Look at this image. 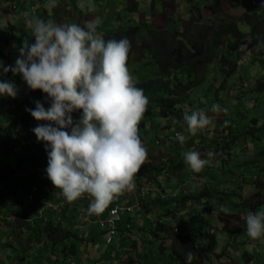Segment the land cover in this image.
<instances>
[{
	"label": "rangeland",
	"instance_id": "1",
	"mask_svg": "<svg viewBox=\"0 0 264 264\" xmlns=\"http://www.w3.org/2000/svg\"><path fill=\"white\" fill-rule=\"evenodd\" d=\"M27 1L26 5L30 4L28 5L30 12H33L30 9L31 6L34 11L39 9L44 15V9L48 8V17H51L52 6L45 7V4L38 0ZM209 1L211 2L209 3L207 0H183L182 3L187 8H185L186 10H178V12H186V16L190 17L192 7L197 4V15L201 13L203 17H209L214 14L215 17L212 19L219 20L218 15L213 12V9L216 8L215 5L218 7L216 0ZM221 1L222 18H227L229 14L239 15L245 11L260 12L264 16V0ZM24 3V0H13L5 6L0 5V62L6 67L15 64L19 55L18 48L22 47L25 40L20 31L14 29V24L17 26L19 24L24 28L26 31L24 35H28V39L32 35L31 30L25 26V17L19 19L17 10L12 9V4L17 7L25 6ZM167 7L163 6V8ZM127 8L150 13L153 4L150 0V2L142 1L141 4L133 6L132 2ZM168 8L172 11L176 6L172 7L171 4V7ZM194 9L195 7L193 12ZM73 19L76 21L75 18ZM175 24L180 25V21L175 19ZM182 25L181 23L180 26ZM239 28L245 31L248 27L240 23ZM102 30L103 28L98 30L97 34L104 38L108 33L104 34ZM105 32H107L106 29ZM195 43L197 44V40ZM224 49L231 50L230 42L227 39ZM251 50L252 53H249L246 59L240 62L236 75H232L228 80H225L224 75L219 71V64L217 62L212 64L209 68L208 80L197 89L198 97L194 96V99L185 101L184 105L187 110L200 108L206 111L212 119V124L207 129L192 136L187 131L184 120L172 123L169 119L157 115L158 113L154 109L150 110L151 113L146 112L140 124L139 134L143 144L148 149V156L154 159L153 165L160 166L161 162L162 167L165 166L164 168L167 170H160L161 176H157V179L151 178L153 179L152 185L156 179L154 193L170 197V194L177 191V179L180 175L182 180L188 179V187L193 185L190 191H199L206 184L209 187L219 189V192H215V190L208 188L213 193L210 202H208L210 208L208 203L205 209L196 206V210L193 209L195 215L186 213V216L183 215L176 220L181 219V223L188 220L189 225L194 227L195 231L192 233L197 235V245L200 246L198 254H196L199 264H264V243L260 240L253 241L247 236L245 220L249 212H255L264 207V125L261 124L264 121V91L256 92L253 89L258 83V79L264 77V42L261 45H253ZM154 67V62L146 57L142 50H138L135 51L128 68L135 79L138 75L151 74ZM145 78L147 76H143L141 80ZM3 81H14L17 85L18 94L15 99L11 96H0V264H12L14 262L16 264H54L53 261L46 262L45 260L47 256H52L49 253L50 246L44 247L33 241L27 245L26 252L23 253V237H18L19 232L14 230L13 226H7L3 222V218L9 215L10 220L14 219L25 223L27 222L25 218L22 219L25 215L29 218V222L36 226L38 216L33 210V206L35 204L36 206L39 204L43 206L42 203L37 202L32 206L22 207L24 212L17 209L16 203L21 200L25 203L23 201L24 196L32 190L33 185H37L39 188L36 193L39 198L43 193L41 187L47 186L48 191L46 193L49 200L58 204L57 210H51L47 206L44 210L45 216L49 213L54 222H57L56 218L60 216L61 221L59 223L62 226L69 225L70 230L77 236L71 235L66 240L68 243L73 241L77 245V253L71 255L73 259L70 257L71 260H67L64 264H71L72 260L75 264H95L96 261L97 263L101 261L103 264H175L176 260L170 256L171 249L168 241L161 242L152 236V223L150 221L153 216L149 217L143 210L138 213L135 211V204L138 201L137 191L140 186L137 183L134 191L131 192L133 208L130 212L121 213L122 226L125 227L127 223L132 226L127 231L130 237L123 236L119 231L111 243H107L108 232L104 231L105 229L103 230L98 222V219L105 212L99 216L88 214L92 198H81L71 203L63 198L61 190L56 189L47 177L48 156L39 154V150L43 146L32 131L38 121L35 122V119L29 114L31 128L24 132H16L20 129L21 115L22 117L26 115V108L35 107L34 101L40 100L46 106V101L42 100L40 96L44 97V93L39 92V95L30 93L31 90L27 88L22 78L14 76L11 72L3 73L0 71V82ZM224 82L227 88L222 87ZM229 88L230 90L227 91ZM237 94H240L239 98H237ZM202 98L207 103H203ZM214 103H219L223 108H227V112L213 113L211 106ZM253 117H258L256 126H261L262 129L255 128L257 131L251 134L250 130L253 126L251 119ZM8 130H12V134L6 139L4 133ZM230 132L232 134L234 132L236 135L240 133L241 136L231 147L235 153L226 154L221 146L225 140L231 139L232 134ZM176 134H182L186 137L183 144L176 139ZM23 145L26 147L22 151L12 150ZM190 150L200 152L202 158H208L207 153L212 152V164L206 166L199 173L193 172L183 158V153ZM30 157L35 159L29 160ZM222 157L228 160L225 161ZM232 166V170L229 171ZM141 178L147 177L142 174ZM184 182L183 184L186 185ZM255 182H261V184L256 185ZM147 187H142L145 196L148 193ZM62 200L66 201L63 205L61 204ZM75 205L76 207L73 208ZM221 207L226 211H221ZM214 212L215 215H213ZM129 213L133 216L129 217ZM140 215H143L142 219L139 218ZM171 221L175 223L173 219ZM225 223H229L231 227L236 225L241 229L224 230L222 226ZM139 226L143 229L140 230ZM25 232L24 237H27L28 231L25 230ZM91 236L95 238L92 239ZM95 239L97 240L95 241ZM130 240L135 241L134 244H130ZM161 243L165 248L160 247ZM60 249L61 244L59 243L54 249L59 256L61 254ZM22 255L24 257L20 259ZM57 264L61 263L57 262Z\"/></svg>",
	"mask_w": 264,
	"mask_h": 264
},
{
	"label": "clouds",
	"instance_id": "2",
	"mask_svg": "<svg viewBox=\"0 0 264 264\" xmlns=\"http://www.w3.org/2000/svg\"><path fill=\"white\" fill-rule=\"evenodd\" d=\"M180 1L176 2L177 6L181 5ZM216 2L218 7L215 5L213 12L221 18L222 1L216 0ZM54 4L55 0H49L45 7H51ZM194 5L196 6L192 7L190 17L188 16L183 22L179 20L182 26H177L175 21L169 22L171 23L169 29L182 31L185 29V22L187 24L189 21L191 24V19L211 20L215 17L214 14L209 17H203L201 13L197 15V4ZM15 7V5L12 6L16 9ZM77 7L84 9L86 7L84 0H78ZM98 24L99 20L88 21L82 27L77 23L59 24L51 18L46 21L39 17L29 19L26 26L32 32L34 42L25 39L22 47L18 48L19 55L15 64L6 67L0 62V71L11 72L14 76L21 77L29 90L44 93L45 101L50 104V107L46 109L44 103L36 100L34 101L35 107L26 108V111L35 119V122L38 121L34 128L32 126V131L38 142L44 144L47 152V177L56 189L61 190L63 198L69 203L81 198H92L88 214L99 216L105 212L98 222L100 219L109 218L110 209L114 206L128 207L119 212V218L116 221L117 232L112 236V240L107 242L111 243L120 231L117 227L124 230L121 233L126 237H129L127 231L132 227L129 223L125 227L122 226L121 213L131 211L134 206L132 205L133 198L130 196L131 202L120 201L112 207L110 205L125 193L134 191L136 176L142 166L148 162V149L143 144L139 133L140 124L148 110L149 99L143 89L136 86L128 68L131 42L127 38L105 40L97 34ZM142 28L140 35L143 36L144 33L146 34L145 29L149 27ZM194 41L196 42V39ZM198 42L197 40V44ZM17 94L18 89L14 81L0 82V96L6 95L15 99ZM202 102L207 103L203 98ZM211 111L223 113L227 112V108L214 103ZM76 113L80 114L78 120L74 119ZM183 120L187 131L192 136L204 131L212 124V119L204 109L200 108L186 109ZM176 135V139L183 144L186 137L182 134ZM25 147L23 145L12 150L19 152ZM212 156L213 153L208 152V158H202L201 153L195 150L183 153L185 163L195 173L210 166ZM160 167L161 170L167 171L165 166L162 167L161 162ZM159 174L161 176V171ZM155 183L152 185V179L146 184H139L137 196L144 195L142 187L147 186L148 190L154 193ZM211 188L213 190V187ZM41 189L43 193L39 198L36 194L39 188L33 185L23 201L27 204L42 203L43 206L35 204L33 210L38 217H45L44 210L47 206L51 210H57L58 204L49 200L46 193L47 186ZM30 194L34 195L33 200H28ZM160 196L165 199L172 195L164 197V194H161ZM65 202L62 200L61 204ZM206 204L201 203L197 206L205 209ZM135 205L137 213L142 210L139 200ZM195 208H190L187 214L195 215L193 212ZM160 210L156 207L146 213L148 216L151 213L152 220L156 221L168 222L173 219L175 222L177 220V215L175 218L158 217ZM220 210L226 211L223 207ZM47 215L51 217L49 213ZM128 216L133 215L129 213ZM24 218L25 221H29L28 217L23 216L22 219ZM56 220L60 222L61 217L58 216ZM152 220L150 221L152 223L151 233L156 239L152 232L155 224ZM245 220L247 236L253 241L260 240L264 243V207L255 212H249ZM177 222L174 223L173 230L174 227H178V230L174 232L180 229ZM99 225L108 232V237V228L100 223ZM139 229L142 230L143 227L139 226ZM186 260L187 264H192L193 254L191 252L187 253ZM71 264H74L73 260ZM95 264H103V262L97 263L96 261Z\"/></svg>",
	"mask_w": 264,
	"mask_h": 264
},
{
	"label": "trees",
	"instance_id": "3",
	"mask_svg": "<svg viewBox=\"0 0 264 264\" xmlns=\"http://www.w3.org/2000/svg\"><path fill=\"white\" fill-rule=\"evenodd\" d=\"M190 21L191 24L188 21L184 26L185 29L182 31L174 28L169 29V27L166 29L146 28V34L144 33L143 36L140 35V31L143 30L140 25H130L125 28L116 27L109 30L107 38L105 39L120 40L127 38L131 42L128 67L135 51L138 50H142L145 56L154 62L155 67L151 74L134 76V80L136 86L142 88L149 99L147 113H151L150 110L154 109L157 111V115L169 119L172 123L183 120L186 110L184 105L185 101L194 99V96L198 97L197 89L204 85L210 71L209 68L212 64L217 62L219 64V71L224 75V79L228 80L232 75H236L240 62L246 59L249 53H252V46L255 44L261 45L264 42V16L262 13H257L256 11H245L239 15H229L227 18H222L221 16L219 20L215 21L214 19L206 20L201 18L191 19ZM240 23L245 24L248 28L242 31L239 28ZM194 39L199 41L197 45ZM226 39L230 42L231 50L224 49ZM143 76H147V78L141 80ZM261 79H258L256 87H253L256 92L264 91V77ZM224 86L225 82L222 87ZM225 88H227V86H225ZM229 90L230 88L227 89V91ZM239 95L237 94V98H239ZM40 96L42 100H45V96ZM46 107H50V104L47 103L45 108ZM28 115L29 112H26V115L23 117L21 115L20 129L16 132L29 130L32 124L29 122ZM79 115V113L74 114V119L78 120ZM251 120L253 122V126H251L252 129L250 130L251 134L257 131L255 128L259 130L262 129L261 126H256L258 122L257 117H253ZM261 124L263 126L264 121ZM11 131L12 130H8L4 133L6 139L12 134ZM230 134L232 133L230 132ZM240 136V133L236 135V133L233 132L231 139L225 140L224 144L221 146L224 148L222 150H225L226 154H233L234 152L231 147ZM42 146L43 147L39 150V154L42 153L43 156H46L47 152L43 143ZM217 149L220 150L221 148ZM30 159L34 160L35 158L30 157L29 160ZM153 161L154 159L148 156V162L142 166L140 172L137 174L135 184H146L152 180V177L156 179L157 176L159 177L161 167L153 165ZM232 168L233 166L229 168V171H231ZM142 174L147 178H141ZM255 184L260 185L261 182H255ZM208 188L211 187L205 185L199 191H187L179 196L172 195L170 198L165 199L161 198L159 195L160 193L152 194L151 190H148V193H146L147 195L139 196L138 200L142 204V210L144 212H150L153 208L157 207V209H161L158 217L165 216L175 218V215H177V218H180L185 215L190 208H195V206L201 203L210 202L213 193L209 191ZM213 190L219 192L218 188H213ZM130 196L131 192L125 193L116 199L110 207L120 201L131 202ZM16 203L17 209L22 210V212H24L22 207L33 205L22 201H17ZM208 206L209 208L211 207L209 203ZM75 207L76 205L73 206V208ZM33 208H35V206H33ZM171 210L172 212H170ZM8 216L9 215L3 218V222L7 226H13V229L19 232L18 237H23V253L26 252L27 245L31 244L33 241L44 247L50 246L51 250L49 253L52 256H47L45 258L46 262L53 261L54 263L60 262L64 264L68 258L72 257L71 255L77 253V245L73 241L70 243L66 242L71 235L77 237L76 234L70 230L69 225L62 226L59 222H54L52 217L41 216L38 217L36 226H33L29 221L25 223L21 221L18 222L14 219L10 220ZM219 217L223 218L222 216ZM171 220L168 222L152 220L155 223L152 231L155 234V238L161 240V242L168 241L171 249L170 256L176 260L175 264H187L186 256L189 252L193 254L192 264H199L196 254H198L200 246L197 245V235L192 233V231H195L194 227L190 226L187 220L181 223V219H179L177 223L180 225V229L178 232H174V223H172ZM117 228L120 229L121 232L124 231L122 228ZM236 228L241 229V227L236 225L231 227L229 223H225V225L222 226V229L229 231ZM25 230L28 231L27 237H24V233H26ZM93 238L94 237H92V239ZM59 243L61 244L60 256L54 251L55 246ZM160 247L165 248L163 243H161ZM23 257L22 255L20 259ZM12 264L16 263L14 262Z\"/></svg>",
	"mask_w": 264,
	"mask_h": 264
},
{
	"label": "crops",
	"instance_id": "4",
	"mask_svg": "<svg viewBox=\"0 0 264 264\" xmlns=\"http://www.w3.org/2000/svg\"><path fill=\"white\" fill-rule=\"evenodd\" d=\"M10 1L13 0H0V5L5 6ZM38 1H40V3L45 5L49 3V0H38ZM142 1L150 2V0H84L86 7L84 9H81L77 7L78 0H55V4L52 6L51 17H48L49 16L48 8L44 9V15L41 14V11L39 9H35V11H33L34 9L31 6L30 9L33 12H30L28 9V5L30 4L26 5V2H28L27 0H24L25 6H17L15 7L16 8L15 10H17L16 13H18L19 19H23L25 17L26 22L27 20L32 19L34 17H39L40 19H43L45 21L51 18L54 22L59 24L77 22L78 25L83 27L85 23L88 21L99 20V24L97 25V31L103 28L102 31H104V34H107L109 30L114 29L116 27L119 26L127 27L130 24L133 25L139 24L141 27L144 28L149 27L154 29H166L167 27H170L171 23L169 24V22H174L175 19H178L183 22L188 17L186 16V12H178V10H182V9L186 10L185 8H187V6L185 7V5H183L182 3L183 0L182 1L179 0L181 2V5L179 6L176 5L177 0H167V1L152 0L153 8L150 13H148V11H145L143 13V11L140 10L135 11V9L133 8L131 9L127 8L132 2L134 6L141 4ZM208 2L210 1L208 0ZM156 4H158V7H156ZM171 4L172 7L176 6L174 10L172 9V11L170 8H168L171 7ZM163 6L166 7L168 6V7L163 8ZM2 16L3 18H5L3 14ZM73 18H75L76 21H74ZM9 25L11 26V24ZM14 29L19 30L20 33L23 35L24 39H28L27 38L28 35H24L26 34V31L21 25L18 24L17 26V24H14ZM105 29L107 30V32H105ZM104 39H106V37H104ZM28 40L29 42H33L32 35L29 36ZM30 93L38 94L39 92L31 91ZM177 181H178L177 191H175L173 194L170 195H176V196L181 195L182 193H186L188 190H190L193 187V185H190L188 187L187 186L188 179L184 182V180L181 179V175L179 176ZM183 182L186 183V185H184ZM150 215L151 213L149 214V216ZM139 218L142 219L143 215H140ZM96 240L97 239H95V241ZM130 242L132 243V240H130ZM71 258L70 259L68 258L67 260H71Z\"/></svg>",
	"mask_w": 264,
	"mask_h": 264
},
{
	"label": "built area",
	"instance_id": "5",
	"mask_svg": "<svg viewBox=\"0 0 264 264\" xmlns=\"http://www.w3.org/2000/svg\"><path fill=\"white\" fill-rule=\"evenodd\" d=\"M34 199V195L30 194L28 196V200H33ZM121 209H128V207H118V206H114L113 208L110 209V217L102 220L100 219L99 223L101 225H104L108 228L109 231V235L107 237V242H110L112 240V236L113 234H115L117 232L116 230V221L119 218V212ZM174 230L177 231L178 227H174Z\"/></svg>",
	"mask_w": 264,
	"mask_h": 264
}]
</instances>
